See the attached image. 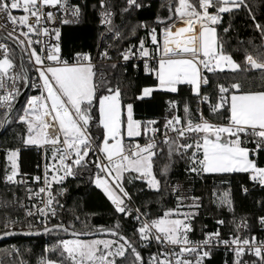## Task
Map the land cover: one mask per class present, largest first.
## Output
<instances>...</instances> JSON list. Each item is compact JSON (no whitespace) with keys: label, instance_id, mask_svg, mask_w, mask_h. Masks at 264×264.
Wrapping results in <instances>:
<instances>
[{"label":"snow or ice","instance_id":"snow-or-ice-1","mask_svg":"<svg viewBox=\"0 0 264 264\" xmlns=\"http://www.w3.org/2000/svg\"><path fill=\"white\" fill-rule=\"evenodd\" d=\"M142 6L139 0H125L121 12L129 13ZM162 7L167 8L168 15H158L155 26L139 22L131 25L125 35L113 23L111 0H99L100 24L115 41L137 37L141 29L146 32V36L137 37L138 43L116 49L119 62L100 66L87 52L76 53L72 62L61 59L60 29L55 25L57 21L61 24L70 21L58 13H70L75 22L81 15L79 6H70L69 0H0V14L12 26L6 38L23 46L37 73L31 87L39 94L27 98L22 114L16 119L26 125L23 144L43 150L45 161L43 179L32 178L42 186L35 191L27 189L29 200L38 199L39 203L31 205L36 212L29 209L26 217H41L45 232L68 233L72 226L63 222L47 227L49 217H55L60 206L56 197L66 191L61 187L54 193L53 186L75 178L84 169H92L91 182L102 190L115 213L136 225L132 233L135 239L121 231L119 219L107 228L92 229L86 225L84 230L77 231L73 227L70 233L73 238L58 239L51 249H45L57 253L59 259L44 258L41 264H122L129 255L131 264H204L212 248L221 244L233 252V264H264V239L240 235V229L248 227L243 220L236 225L237 234L227 239L217 229L205 232L202 240H192L190 233L194 232V221L202 207L201 197L187 196L179 182L174 185L168 182L172 165L179 158L185 160L189 176L248 173L252 182L264 188V165L259 161V154L264 152V60L246 54L242 67L225 53L216 28L223 14L242 7L251 9L245 0H169ZM251 19L264 39V24L256 22L254 15ZM178 24L183 26L177 27ZM40 37H54L57 42L42 41ZM41 44L38 52L34 45ZM110 49L112 44L98 52L97 58L112 60ZM0 50V109H3L0 127H4L13 120V101L19 90L15 84L17 77L9 75L14 65L7 45L0 43ZM133 60L142 61L144 72L155 78L154 86L143 87L134 100L150 97L156 90L178 93L180 86L187 85L196 109L189 100H169L166 102L169 115L162 127L156 119H137L134 104L125 102L121 81L115 79V70ZM105 67L113 70L111 76ZM21 70L19 78L27 80L23 65ZM227 72H256L259 85L246 90L239 80L218 82L214 96L203 91L210 85L205 73ZM8 80L12 81L11 86ZM202 105H207L212 119L205 116ZM52 128L57 129L55 135L50 134ZM140 139L145 143L141 144ZM6 151L10 170L5 169L4 182L27 183L17 179L20 149ZM165 153L168 162L157 170L155 162ZM137 182L144 185L141 192L147 189L163 194L170 189L168 195L175 197V207L150 219L149 211L132 207L134 194L126 185ZM219 204L231 206L229 193L219 197ZM8 206V202H0V208ZM18 222L5 214L4 234H10V227ZM259 222L264 225V216L259 217ZM216 223L222 226L224 221ZM96 233H107L113 238H82ZM153 243L157 250L145 259L139 249L151 248ZM246 255L255 259L244 260Z\"/></svg>","mask_w":264,"mask_h":264},{"label":"trees","instance_id":"trees-1","mask_svg":"<svg viewBox=\"0 0 264 264\" xmlns=\"http://www.w3.org/2000/svg\"><path fill=\"white\" fill-rule=\"evenodd\" d=\"M143 5L139 9H133L129 13H122L121 9L125 6V0H111L113 23L119 26V30L128 34L131 25L139 22H148L155 26L154 21L159 15L164 17L168 15L166 5L169 0H139ZM248 8L233 10L231 13L222 15V19L217 28L218 40L223 44L226 54L232 55L233 59L240 63L243 67L245 64L246 54H257L264 52V39L255 29L254 22L251 17L254 15L256 22L264 24V0H245ZM95 6V7H94ZM82 19L77 25L64 26L60 36L61 57L64 60L73 61L76 53L89 51L93 57L107 44H112L111 53L117 58L116 49H122L128 44L138 43L137 37L146 36V32L141 29L137 33V37H132L122 41H115L111 33H107L103 25L100 24L99 16V0H85L83 4ZM228 29V31H225ZM103 34V35H102ZM150 44V41L148 42ZM16 62H20V57L14 53ZM117 63V62H113ZM111 64V63H108ZM108 64H99L106 66ZM133 64H138L137 68ZM25 65L30 70V64L25 60ZM106 72L111 76L113 70L105 67ZM210 79V85L204 88L205 92L215 95V85L219 83H233L239 80L247 90L249 87L255 89L259 85V76L256 72H237L231 73H207ZM115 79L121 81V87L125 91V102L133 103L134 110L138 117L142 120L150 118L161 122L169 113L166 111L167 101L189 100L191 107L196 109V101L191 97L189 87L180 86L178 93H167L155 91L151 99L134 100L135 96L140 94L143 87L154 86L155 78L150 74H146L143 70L142 62H129L126 66L115 70ZM32 88L28 91L23 99L21 106L14 112L13 120L8 125L5 132L0 136V146L4 149L19 148V169L23 174L33 175L38 172V165L41 160V153L36 149L28 148L23 144L26 136V125L16 122L17 115L22 114L23 108L27 103V98L37 93ZM183 104H181L180 114ZM208 114V111H207ZM209 116V114H208ZM210 117V116H209ZM212 119V117H210ZM252 147V145H249ZM6 152H4L5 154ZM95 158L94 156L92 157ZM259 161L264 165V152L259 154ZM166 153L156 160L157 170L167 163ZM1 164L3 168L0 170V202H8L7 208H0V234L5 233L3 227V218L5 214L12 219L21 218L22 209L19 207V199L25 193L21 187H15L4 183L1 179L5 175V169L10 168L4 157ZM187 164L185 160L176 158V162L172 165L169 175V184L179 182L182 185L184 194H191L201 197L202 207L199 209V215L194 221V235H201L206 231H213L220 227L223 234L230 229L235 231V222L237 219H243L247 226L252 230L257 228L259 217L264 216V188L258 183L250 180L248 173H232V174H204L202 176H189L185 169ZM93 174L92 169L82 170L75 178H70L65 183L66 191L58 197L57 201L60 206L56 218L49 224L54 225L63 222L65 225H71V229L84 230L88 225L92 229L99 226H112L117 219L121 222V231L135 239L132 236L135 222L118 215L114 211V206L104 195L102 190L96 188L91 182ZM129 192L133 193V203L143 211H150L151 218L158 214H162L163 210L175 207V197L168 195L170 189H166L163 194H155L145 189L140 191L144 185L139 182L134 185H126ZM248 191L245 192L244 189ZM225 192L229 193L231 206H220L219 197ZM18 194V195H17ZM79 217V219H76ZM223 220L224 224L219 226L216 222ZM23 227L19 231H33L44 228ZM13 230L10 227L9 231ZM16 230V229H14ZM71 237L62 232H52L39 237L15 236L10 240L0 243V260L2 264H39L40 260L52 259L58 260L57 253L45 251L51 247L58 239H70ZM13 244L18 248L20 257L13 255L10 248ZM144 254L150 252L151 249L140 248ZM132 257L123 261L122 264H131ZM234 256H225L222 251H214L212 256L205 260L204 264H233Z\"/></svg>","mask_w":264,"mask_h":264},{"label":"built area","instance_id":"built-area-1","mask_svg":"<svg viewBox=\"0 0 264 264\" xmlns=\"http://www.w3.org/2000/svg\"><path fill=\"white\" fill-rule=\"evenodd\" d=\"M84 2H85V0H69V4H70V6H79L80 9H81V15H80L78 21L73 22V17L71 16L70 13H68L67 15H65L63 12L58 13L59 16H62L63 18H65V19H67V20L70 21L69 23H66V24H61V23H59V21H57V23H56L55 26L58 27V28L60 29V36H61L62 28H63L64 26H68V25H77V24L80 23V21H81V19H82V13H83V9H82V8H83V4H84ZM13 14H14V15H20V14H22V13H20V12H14ZM11 31H12V26H11L10 24H7L6 21H5V18H4V16H3V14H0V33L3 34V35H5V36L7 37V34H8L9 32H11ZM18 31H19V29H17V32H18ZM32 38H33L34 40L37 39V37H35V36H33ZM40 39H41L42 41H46V42H49V43L57 42V41H55V38H54V37H50V38L40 37ZM10 40H11V39H10ZM12 41H13V40H12ZM13 42H15V41H13ZM0 43H4V44H6L7 47H8L9 59L12 60L13 65H14V67H13L12 69H10V71H9V75H15V76L17 77L15 84H16V88L19 90V93H20L21 90L23 89L24 85H25V81H26V80H22V79L19 78L20 75H21L22 70H21L20 62H19V63L16 62V60H15V58H14V53H17V52H16V50L14 49L13 45H12L11 43H9L8 41L0 40ZM15 43H16V42H15ZM58 43L60 44V38H59ZM16 44H17V45L19 46V48L21 49V51H22V53H23V56H24V59L27 60V61L29 62V64H30V70H29V72H30L31 83H32L33 80L35 79L36 75H37V73L34 71V68H33V63H34V62L30 61V59H29V55H28V52L24 50L23 46L19 45L18 43H16ZM109 44H110V43H109ZM109 44H107V45H109ZM133 44H134V43H133ZM107 45H106L105 47H107ZM34 46L37 47V51L39 52V49H40L41 47H43V44H41V45H39V46H36V45H34ZM105 47L102 49V51L105 49ZM0 52H2V50H0ZM85 52L91 54V52H89V51H85ZM17 54H18V53H17ZM60 55H61V54H60ZM91 55H92V54H91ZM110 55L113 57L112 60H110V61H102V60H99V59L97 58V56H96V57H94V63H97V64L99 65V64H108V63H113V62H119V56L117 55V58H116L115 56H113V54L111 53V49H110ZM92 56H93V55H92ZM0 58H2V55H0ZM73 58H74V57H73ZM61 59L64 60L62 57H61ZM69 62H72V61H69ZM132 62H142V61L133 60ZM45 63L47 64V63H49V62L46 61ZM205 75H207V73H205ZM8 84H9V86H11L12 81H11V80H8ZM30 88H32V87H30ZM32 89H33L34 91H37V90L34 89V88H32ZM9 90H10V89H9ZM203 91H204V89H203ZM0 94H2V90H0ZM38 94H39V93L37 92V93L32 94V95H38ZM18 95H19V94H18ZM18 95H16V98H15V100L13 101V106H14V104H15L17 98H18ZM32 95H31V96H32ZM196 107H197V106H196ZM201 107L203 108V111H204L205 116H207L209 119H211V118L208 116V114H207V111H208L207 105H202ZM2 112H3V109H0V113H2ZM0 118H2V117H0ZM56 132H57V129H56V128H52V129H50V134L55 135ZM139 142H140L141 144H143V143H145V140H144V139H140ZM27 147H28V148L36 149L38 152H40V153H41V160H40V163H39V165H38V167H37V168H38V172L35 173V174H33V175H28V174L25 175V174H23V173L20 171V169H19V175H18L17 179H18V180H24V181H27V183H24V184H9V185H13V186H15V187H21V188L23 189V193H25L24 196L22 195L21 198L19 199V203H20L19 207L22 209V211H23V215H22V217H21L20 219H19V218H16V219L19 220V222H18L17 224H15L14 226H12L13 230H14V229H16V230H21V229H23V227H38V226H45L44 223H42V218H41V217H39V216L26 217V215H25V212H26L27 210H29V209H31L33 212H36V209L31 208V205H32V204H38V203H39V200H38V199H32V200H29L28 197H29L30 193L27 191V189L31 188V189H33V191H35V190H38V188H39L40 186H42V183H41V184H36V183H34V182L32 181V178L35 177V176H41V178L43 179V167H44V163H45V161H44V159H43V155H44L43 150H41V149H37L35 146H27ZM6 150H7V149H4L3 147L0 146V170L3 168L2 164H1V161H2V158H3V157H4L5 161L7 162L8 167L10 168V162L7 160V151H6ZM4 152H6V153L4 154ZM4 176H5V175H4ZM69 179H70V178H68V179H67L62 185H54V186H53V191H54V193H55V192H58L59 189H60L61 187L64 188L65 183L68 182ZM1 180L4 182V177H3ZM4 183H5V182H4ZM17 195H18V194H17ZM61 195H62V194H61ZM61 195H58V196L56 197V199H58V197L61 196ZM21 205H24L25 207H21ZM40 206H43V205H40ZM132 207H138V206L135 205V204L133 203V204H132ZM58 210H59V208H58V206H57V208H56V212H57V213H58ZM141 211H143V210H141ZM149 212H150V211H149ZM56 216H57V215H56ZM56 216H55V217H49V223H48L47 226H50L49 224H50V223L56 218ZM149 218L151 219V217H149ZM220 220H221V219H220ZM242 220H243V219H237V220H236V222H235V229H236V225L240 224ZM243 221H244V220H243ZM244 222H245V221H244ZM245 223H246V222H245ZM219 226H220V225H219ZM217 229H219V231H220V233H221V237H222L223 239H227V238H229L230 236H232V235H236V234H237L236 231H231L230 229L226 230V233L223 234V232L220 230V227L216 228V229L213 230V231H216ZM206 232H212V231H206ZM204 233H205V232H204ZM204 233L201 234V235H194V233H190V238H191L192 240H202V239H204ZM239 234L242 235V236H250V235H254V236H256L257 238L264 239V225H262V224L259 222V219H258V221H257V228H256L255 230H253V229L251 230L249 227H247L246 229L241 228ZM10 248L12 249V253L10 254V257H12L13 255H17L18 257H20V253H19L18 248H16L13 244H11ZM142 248H143V247H142ZM144 249H151L150 252H155V251L157 250V249H156V245H155L154 243H153V245L151 246V248H144ZM214 251H222V252H224L225 256H227V255H232V256H234L233 252H232L231 250H229V249H226L222 244L219 245V246H217V247L212 248V250H211V256H212V254H213ZM150 252H147V254L144 256L145 259L148 258ZM211 256H210V257H211ZM207 259H209V258H205V260H207ZM253 259H255V257H252V256H250V255H246V256L244 257V260H247V261H251V260H253ZM205 260H204V262H205ZM41 261H42V260H40L39 264H41ZM0 264H2V263H1V260H0Z\"/></svg>","mask_w":264,"mask_h":264},{"label":"water","instance_id":"water-1","mask_svg":"<svg viewBox=\"0 0 264 264\" xmlns=\"http://www.w3.org/2000/svg\"><path fill=\"white\" fill-rule=\"evenodd\" d=\"M0 40L8 41L9 43H11L13 45L14 49L16 50V52L18 53V55L20 57V65H23V71L27 73V77H28V79L25 81V85H24L23 89L19 93L18 98H17V100L13 106L15 111H16L21 106L23 99L26 97L28 91L30 90L31 76H30V72H29L28 68L25 65V59H24L23 53H22L21 49L19 48V46L15 42H13L12 40L7 39L6 36L1 34V33H0ZM9 124L5 125L4 127H0V136L5 132V130L7 129ZM54 225H56V224H54ZM52 226L53 225H50L47 227L51 228ZM107 227H110V226H106V228ZM72 230L73 229L69 228V232L65 233V234H67L71 238H73L70 235ZM77 231H80V230H77ZM52 232H56V231H52ZM52 232H45L44 228L33 230V231H31V230L30 231L10 230V234H7V235H5L4 233L0 234V243L7 241V240H10L11 238H13L15 236L39 237V236L46 235V234H49ZM62 233H64V232H62ZM104 237L113 238V237L109 236L107 233H96L94 235L85 236L82 238L95 239V238H104ZM139 250L141 251L142 255L144 256L142 250L141 249H139Z\"/></svg>","mask_w":264,"mask_h":264},{"label":"crops","instance_id":"crops-1","mask_svg":"<svg viewBox=\"0 0 264 264\" xmlns=\"http://www.w3.org/2000/svg\"><path fill=\"white\" fill-rule=\"evenodd\" d=\"M180 26H183V25H177V27H180ZM253 57L254 58H257V59H260V60H264V52L262 53H257L256 55H253ZM187 86V85H186ZM179 90V89H178ZM156 91H162V92H166V91H164V90H156ZM155 92V91H154ZM154 92H153V94H154ZM167 93H169V92H167ZM153 94H152V96H150V97H146V98H144L143 100H146V99H151L152 97H153ZM135 111V110H134ZM135 115H136V118L137 119H141L140 117H138V115L136 114V112H135ZM150 119H153V118H150ZM142 120V119H141ZM147 120H149V119H147ZM18 165H19V163H18ZM71 239V238H70ZM95 239H112V238H108V237H104V238H95Z\"/></svg>","mask_w":264,"mask_h":264},{"label":"rangeland","instance_id":"rangeland-1","mask_svg":"<svg viewBox=\"0 0 264 264\" xmlns=\"http://www.w3.org/2000/svg\"><path fill=\"white\" fill-rule=\"evenodd\" d=\"M261 53V52H260ZM263 53V52H262ZM253 55H256V54H253ZM18 163H19V157H18ZM185 195H187V196H193V195H191V194H185Z\"/></svg>","mask_w":264,"mask_h":264}]
</instances>
